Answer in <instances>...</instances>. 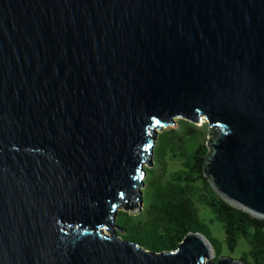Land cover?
I'll return each instance as SVG.
<instances>
[{
    "label": "water",
    "instance_id": "95a60500",
    "mask_svg": "<svg viewBox=\"0 0 264 264\" xmlns=\"http://www.w3.org/2000/svg\"><path fill=\"white\" fill-rule=\"evenodd\" d=\"M179 117L208 121L215 190L264 217V0H0V264H248L199 231L119 234Z\"/></svg>",
    "mask_w": 264,
    "mask_h": 264
},
{
    "label": "trees",
    "instance_id": "16d2710c",
    "mask_svg": "<svg viewBox=\"0 0 264 264\" xmlns=\"http://www.w3.org/2000/svg\"><path fill=\"white\" fill-rule=\"evenodd\" d=\"M172 129L158 133L153 159L155 163L156 158L160 159L166 165V155L171 150V159L179 160L181 166L170 172L166 181L163 175L150 178L146 175L144 178L146 183L149 179L152 201L147 211L148 217L140 228L144 235L145 228L153 250H174L188 232L199 231L211 241L216 253L214 259L217 260L221 254L210 237L206 223L198 215L196 202H201L208 205L223 223L226 241L231 249L237 246L241 237L250 243L249 252L243 254L241 259L248 264H264V217L231 204L215 190L204 174V161L209 152L207 142L189 146L185 135L175 134ZM194 131L196 128L188 125L185 134ZM145 169L149 173L150 169ZM122 208L126 207L120 206L118 213ZM136 229L139 227L136 226Z\"/></svg>",
    "mask_w": 264,
    "mask_h": 264
},
{
    "label": "rangeland",
    "instance_id": "374dc122",
    "mask_svg": "<svg viewBox=\"0 0 264 264\" xmlns=\"http://www.w3.org/2000/svg\"><path fill=\"white\" fill-rule=\"evenodd\" d=\"M188 120L185 118H176V123L172 124L170 126H167L165 128H161L158 130V133L166 132L169 129L173 128V132L175 134H184L187 139V144L189 146H196L197 144H201L204 142H207V139L209 137V124L208 121L204 118L200 120L199 122H193V121H184ZM191 123V124H190ZM192 125L196 128V131H194L191 134H185L187 131V126ZM168 134V133H167ZM171 150H168V153L166 155V165L162 164L160 159H155L156 163L153 162L151 166H149L147 163L144 167L151 168L148 175V178L151 176L157 175L162 176L163 180L166 181L169 178V173L173 170H177L181 166V163L179 160H176L175 158L171 159ZM154 161V159H153ZM146 177V176H145ZM147 178V179H148ZM150 182L148 179V182H145V185L142 187L144 189V192L142 191V197L144 199L143 204L140 205V202L137 200L136 206H138L136 209L131 210L130 208L127 210L125 208H122V211H120L116 217V223L125 228L126 231L120 232V235L123 239L127 240H135L138 241L142 246L149 250H153L151 247L152 243L148 240L146 236V230L143 228L145 235L142 233V230L140 228V225L142 222L146 220L147 211L149 208V204L152 201V194H150ZM197 208H198V215L202 221H204L208 227L210 237L214 241V245L221 256L231 257V258H241L243 254H247L251 248L250 243L245 239L244 237H241L239 239V242L237 246L234 249H231L226 241V232L223 223L216 217L213 210L206 204H203L201 202H196ZM135 208V207H134ZM136 226L139 227V229H136ZM108 232V230H106ZM214 248V247H213ZM214 255L216 256V253L214 252ZM213 256V257H215ZM249 257V256H248Z\"/></svg>",
    "mask_w": 264,
    "mask_h": 264
},
{
    "label": "bare ground",
    "instance_id": "6f19581e",
    "mask_svg": "<svg viewBox=\"0 0 264 264\" xmlns=\"http://www.w3.org/2000/svg\"><path fill=\"white\" fill-rule=\"evenodd\" d=\"M215 251H214V248H212V253H214Z\"/></svg>",
    "mask_w": 264,
    "mask_h": 264
}]
</instances>
